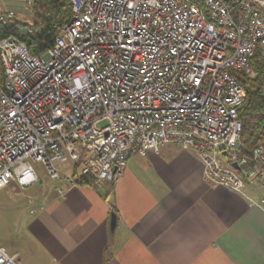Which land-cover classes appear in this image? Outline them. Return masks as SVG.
<instances>
[{"label": "built area", "instance_id": "obj_1", "mask_svg": "<svg viewBox=\"0 0 264 264\" xmlns=\"http://www.w3.org/2000/svg\"><path fill=\"white\" fill-rule=\"evenodd\" d=\"M70 5L42 54L15 34L0 40V189L37 182L34 161L52 180L60 163H82L68 186L99 189L123 176L132 154L174 143L198 153L208 184L264 190V130L245 151L253 118L241 113L242 78L255 76L256 53L264 57V0ZM11 16L0 13V22ZM0 264L21 261L0 246Z\"/></svg>", "mask_w": 264, "mask_h": 264}, {"label": "crops", "instance_id": "obj_2", "mask_svg": "<svg viewBox=\"0 0 264 264\" xmlns=\"http://www.w3.org/2000/svg\"><path fill=\"white\" fill-rule=\"evenodd\" d=\"M82 165L60 163L31 215L0 206V246L21 264H264L258 183L210 185L198 153L174 143L132 154L123 176L99 189L68 186Z\"/></svg>", "mask_w": 264, "mask_h": 264}, {"label": "trees", "instance_id": "obj_3", "mask_svg": "<svg viewBox=\"0 0 264 264\" xmlns=\"http://www.w3.org/2000/svg\"><path fill=\"white\" fill-rule=\"evenodd\" d=\"M34 22L27 24L15 18L7 17L0 22V40L15 34L26 42L34 54H42L54 43L71 17L70 0H33L30 4ZM256 74L252 78L243 77L247 90L242 114L251 115L253 121L244 125L242 143L249 152L255 146L261 131L264 130V57L256 53L251 59ZM0 79L2 66L0 58Z\"/></svg>", "mask_w": 264, "mask_h": 264}, {"label": "rangeland", "instance_id": "obj_4", "mask_svg": "<svg viewBox=\"0 0 264 264\" xmlns=\"http://www.w3.org/2000/svg\"><path fill=\"white\" fill-rule=\"evenodd\" d=\"M9 11H13L14 17L22 22L27 24L34 22L31 6L26 4L25 0H0V13H8ZM32 165L39 175L37 182L27 187H19L12 183L0 189V206L12 207L13 215H15V212L22 214L23 217L31 215L30 210H35L39 206L38 203L45 191L51 190L54 185L41 162L34 161ZM24 232L25 230L21 229V233ZM4 235H9V232Z\"/></svg>", "mask_w": 264, "mask_h": 264}, {"label": "water", "instance_id": "obj_5", "mask_svg": "<svg viewBox=\"0 0 264 264\" xmlns=\"http://www.w3.org/2000/svg\"><path fill=\"white\" fill-rule=\"evenodd\" d=\"M117 224V214L112 212L111 214V229L113 230Z\"/></svg>", "mask_w": 264, "mask_h": 264}]
</instances>
